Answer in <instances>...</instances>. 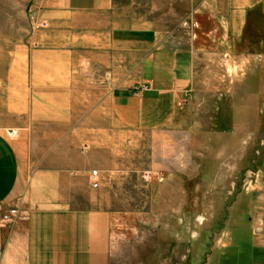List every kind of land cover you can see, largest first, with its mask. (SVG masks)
I'll use <instances>...</instances> for the list:
<instances>
[{"label": "crops", "instance_id": "obj_1", "mask_svg": "<svg viewBox=\"0 0 264 264\" xmlns=\"http://www.w3.org/2000/svg\"><path fill=\"white\" fill-rule=\"evenodd\" d=\"M36 1L49 28L29 43L21 40L10 54L7 81L0 82L7 97L3 102L0 92V103L30 105L32 120L47 121L48 136H103L104 149L93 144L82 159L71 139L64 140L47 150L51 154L27 181L19 139L7 135L13 127H0V213L20 211L0 224V264H118L117 216L95 202L106 191L92 190L87 177L75 181L71 173L97 169L102 182V171L118 166L114 137L134 134L164 136L165 168L180 167L182 137L193 135L179 126L198 81L193 57L228 58L232 42L264 35V0H197L193 25L205 29L194 27L187 46L178 36L119 25L115 0ZM138 85L151 89L137 96ZM103 89L110 110L103 109ZM71 97L85 108L71 113ZM88 102L94 105L89 112ZM40 105L46 110L39 112ZM7 112L18 116L17 109ZM78 181L84 187L72 190ZM72 195L89 208L71 209Z\"/></svg>", "mask_w": 264, "mask_h": 264}, {"label": "rangeland", "instance_id": "obj_2", "mask_svg": "<svg viewBox=\"0 0 264 264\" xmlns=\"http://www.w3.org/2000/svg\"><path fill=\"white\" fill-rule=\"evenodd\" d=\"M36 5V0H0L3 85L14 48L46 30L36 28L42 21ZM197 5V0H115L113 14L121 26L178 36L187 46L194 27L205 29L193 25ZM238 41L228 58L220 53L193 57L198 81L179 124L193 135L182 137L180 167L165 168L164 136L134 134L114 137L118 166L102 171L99 188L91 179L97 169L89 175L71 173L75 181L87 177L92 190L106 191L95 202L117 216L118 264H264V35ZM5 90L0 89L3 102ZM103 90V109L110 110ZM71 99V113L85 108L74 102L77 97ZM45 107L40 105L39 112ZM93 108L86 104V111ZM7 109H17L18 116L8 117ZM5 126L18 132L27 181L64 140L71 139L82 159L93 144L104 149L103 136L45 135L49 125L31 119L30 105L0 103V127ZM79 187H84L79 181L72 183V190ZM73 197L71 209L89 208Z\"/></svg>", "mask_w": 264, "mask_h": 264}, {"label": "built area", "instance_id": "obj_3", "mask_svg": "<svg viewBox=\"0 0 264 264\" xmlns=\"http://www.w3.org/2000/svg\"><path fill=\"white\" fill-rule=\"evenodd\" d=\"M36 28L40 29V30L48 29L49 28V24H48V22L42 20V21L37 22ZM150 89H151V87L149 85H138V86L133 88V94L139 96V95L143 94L144 92H146V91H148ZM7 135L11 139L18 138V132L14 131V130L8 131ZM87 147L88 146H85L83 148V150H82L83 154L88 152V148ZM91 179H92V183H93L94 188H98L99 184H100L99 172H97V171L93 172L92 175H91ZM19 216H20V211L17 208H13V209H10L8 211L1 212L0 213V224L11 223V222L14 221V219H16Z\"/></svg>", "mask_w": 264, "mask_h": 264}]
</instances>
